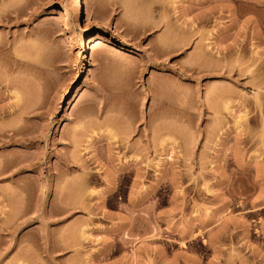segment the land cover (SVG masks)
Wrapping results in <instances>:
<instances>
[{"label": "rangeland", "instance_id": "1", "mask_svg": "<svg viewBox=\"0 0 264 264\" xmlns=\"http://www.w3.org/2000/svg\"><path fill=\"white\" fill-rule=\"evenodd\" d=\"M80 4L0 0V264H264V0Z\"/></svg>", "mask_w": 264, "mask_h": 264}, {"label": "bare ground", "instance_id": "2", "mask_svg": "<svg viewBox=\"0 0 264 264\" xmlns=\"http://www.w3.org/2000/svg\"><path fill=\"white\" fill-rule=\"evenodd\" d=\"M71 15H75V16H79L82 17L83 16V12H82V7L80 4V0H71V6L66 7L62 13H61V19L62 20H68L70 18ZM93 14L91 12H89L88 14H85L84 20L87 23H97L98 24V19H96L95 17H92ZM114 38V37H113ZM91 41V38L87 40V44L89 45ZM112 42H118L119 44H123V43H127L126 39L124 38V36H119L118 38H114L111 39Z\"/></svg>", "mask_w": 264, "mask_h": 264}, {"label": "crops", "instance_id": "3", "mask_svg": "<svg viewBox=\"0 0 264 264\" xmlns=\"http://www.w3.org/2000/svg\"><path fill=\"white\" fill-rule=\"evenodd\" d=\"M94 16V15H93Z\"/></svg>", "mask_w": 264, "mask_h": 264}]
</instances>
